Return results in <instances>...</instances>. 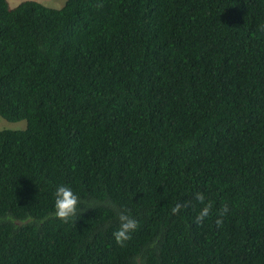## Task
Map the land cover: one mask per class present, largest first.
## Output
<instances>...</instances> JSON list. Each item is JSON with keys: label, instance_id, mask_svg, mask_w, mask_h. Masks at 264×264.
Returning a JSON list of instances; mask_svg holds the SVG:
<instances>
[{"label": "trees", "instance_id": "1", "mask_svg": "<svg viewBox=\"0 0 264 264\" xmlns=\"http://www.w3.org/2000/svg\"><path fill=\"white\" fill-rule=\"evenodd\" d=\"M0 116V264H264V0H0Z\"/></svg>", "mask_w": 264, "mask_h": 264}, {"label": "clouds", "instance_id": "2", "mask_svg": "<svg viewBox=\"0 0 264 264\" xmlns=\"http://www.w3.org/2000/svg\"><path fill=\"white\" fill-rule=\"evenodd\" d=\"M194 199L202 204L198 213L195 216L194 222L196 224L203 223L211 214L212 205L206 202V197L202 192H196L194 194ZM53 215L62 222H69L74 217L77 216L78 212H82L84 209L81 207L83 201L79 199L77 194L73 191L71 187H68L64 184H59L56 186L53 192ZM189 201L177 199L175 203L172 204V210L178 211L182 207H187ZM227 211L225 207L220 215H223V212ZM118 225L113 230L112 236L117 244L122 245L124 242L128 241L131 238L132 233L137 230L138 221L128 214L127 210L120 211L117 213ZM216 225L221 224V219L217 218L215 221Z\"/></svg>", "mask_w": 264, "mask_h": 264}, {"label": "rangeland", "instance_id": "3", "mask_svg": "<svg viewBox=\"0 0 264 264\" xmlns=\"http://www.w3.org/2000/svg\"><path fill=\"white\" fill-rule=\"evenodd\" d=\"M22 0H8L10 6H14ZM41 2L42 4L52 6V7H60L62 6L66 0H36ZM26 125L25 120H18V121H8L0 116V130L1 129H24Z\"/></svg>", "mask_w": 264, "mask_h": 264}]
</instances>
